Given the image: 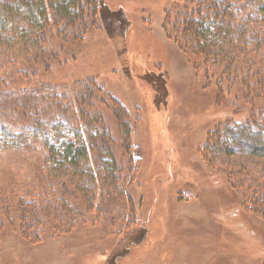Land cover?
Listing matches in <instances>:
<instances>
[{"label":"rangeland","instance_id":"rangeland-1","mask_svg":"<svg viewBox=\"0 0 264 264\" xmlns=\"http://www.w3.org/2000/svg\"><path fill=\"white\" fill-rule=\"evenodd\" d=\"M182 1L100 0L98 25L80 51L43 74L70 98L55 119L79 126L91 149L90 135L98 143L95 131L112 126L121 180L98 176L112 159L96 150L94 182L54 170L37 153L1 151L0 198L11 204L13 221L1 223L0 264H264V205L252 206L264 184V157L205 147L220 124L249 114L235 110L239 103L228 102L207 66L198 68L177 44L169 11ZM248 45L247 54L226 44L214 54L226 64L253 61L256 47L264 53L259 40ZM4 63L0 53V70ZM88 80L101 88L100 128L86 125L74 104L77 83ZM251 117L262 121L264 110ZM121 120L131 130L126 143ZM53 177L68 186L60 189ZM19 197L67 202L73 215L43 216L23 234ZM35 229L40 239L32 236Z\"/></svg>","mask_w":264,"mask_h":264},{"label":"trees","instance_id":"trees-1","mask_svg":"<svg viewBox=\"0 0 264 264\" xmlns=\"http://www.w3.org/2000/svg\"><path fill=\"white\" fill-rule=\"evenodd\" d=\"M99 8L100 0H0V53L6 61L0 74V152L14 149L37 153L39 160L54 170L94 182L97 175L90 158L91 150H96L112 159L101 167L98 176L104 174L103 178L113 183L121 180L122 171L115 160L112 126L100 128L105 121L97 105L101 88L95 87L94 80L80 81L79 94L74 98L86 125L95 122L100 128L95 131L100 137L98 143L90 135L91 149L79 126L55 119L54 111L69 105L66 90L60 87L59 91L56 84L42 78L53 65L64 62L68 55L74 58L80 51L87 34L98 25ZM169 26L174 28L177 44L195 56L198 68L207 66L208 77L223 95L227 91L228 102L239 103L233 108L249 114L245 121L220 124L205 147L228 155L244 152L264 157V118L256 121L251 117L264 110V53L252 47L253 61L242 63L234 58L226 64L214 54L220 44L236 46L246 54L251 39L264 45V0H184L177 3L174 12L169 11ZM25 92L30 95L24 96ZM119 124L126 143L131 133L129 124L122 120ZM53 180L60 189L68 186L62 179ZM257 192L259 198L252 199V206L260 204L258 200L264 205V184ZM37 198L19 197L15 201L23 234L41 224L43 216L65 221L73 215L67 202ZM10 207L0 198V229L3 217L12 220ZM39 234L35 229L32 236L40 239Z\"/></svg>","mask_w":264,"mask_h":264}]
</instances>
